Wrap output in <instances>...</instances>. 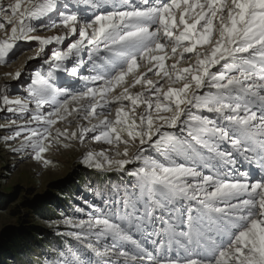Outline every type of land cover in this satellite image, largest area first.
<instances>
[{
  "label": "snow or ice",
  "instance_id": "6c2138e0",
  "mask_svg": "<svg viewBox=\"0 0 264 264\" xmlns=\"http://www.w3.org/2000/svg\"><path fill=\"white\" fill-rule=\"evenodd\" d=\"M20 42L42 63L0 83L5 144L48 165L91 134L114 155L82 163L119 180L53 225L64 244L7 238L12 264H264V0H0V65Z\"/></svg>",
  "mask_w": 264,
  "mask_h": 264
},
{
  "label": "rangeland",
  "instance_id": "374dc122",
  "mask_svg": "<svg viewBox=\"0 0 264 264\" xmlns=\"http://www.w3.org/2000/svg\"><path fill=\"white\" fill-rule=\"evenodd\" d=\"M40 34L48 36L58 33L53 30L42 31ZM64 47L66 48V42ZM37 48V42H20V50L15 58L6 65H0V83L16 85L14 95L22 93L23 88L7 74L20 70L27 80L42 63L40 59H33ZM57 83L63 86L68 81L63 74H59ZM6 116L11 118V114L0 113V124L6 122ZM58 126L62 129L67 127L69 132L75 130V124L66 125L58 121ZM7 135V132L0 130V234H3L6 241L0 245V260L5 264H12L15 254L1 255L2 248L4 250L8 245L7 238L24 236L22 240L32 239L33 251L36 253L50 251L53 247L64 244L65 238L57 235V229L53 225L62 217L79 215L74 213V209L77 205L84 206L82 198L86 197L89 201L93 199L89 184L97 187L101 181L109 178L116 182L119 175H106L91 170L82 163V157L89 151L107 150L114 155L111 146L92 140L91 134L83 141L77 139L64 141L59 146L52 145L44 154L50 160L48 165L36 162L23 153L14 154L4 142ZM119 147L122 152L123 145ZM64 230L61 225L59 231ZM40 258L43 259V256ZM32 259L35 260L36 257Z\"/></svg>",
  "mask_w": 264,
  "mask_h": 264
},
{
  "label": "trees",
  "instance_id": "16d2710c",
  "mask_svg": "<svg viewBox=\"0 0 264 264\" xmlns=\"http://www.w3.org/2000/svg\"><path fill=\"white\" fill-rule=\"evenodd\" d=\"M22 238H25L24 236H21L20 238H12V239H20V240H22ZM2 252H1V255H3V254H5V255H7V254H11V253H13V254H15V251H14V249L11 247V245L8 243V245L4 248V250H3V248H2V250H1ZM13 256V255H12Z\"/></svg>",
  "mask_w": 264,
  "mask_h": 264
}]
</instances>
